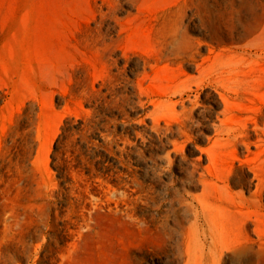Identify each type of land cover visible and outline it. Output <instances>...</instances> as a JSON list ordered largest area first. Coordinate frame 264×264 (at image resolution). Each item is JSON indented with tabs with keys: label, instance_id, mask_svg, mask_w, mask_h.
<instances>
[{
	"label": "rangeland",
	"instance_id": "rangeland-1",
	"mask_svg": "<svg viewBox=\"0 0 264 264\" xmlns=\"http://www.w3.org/2000/svg\"><path fill=\"white\" fill-rule=\"evenodd\" d=\"M0 264H264V0H0Z\"/></svg>",
	"mask_w": 264,
	"mask_h": 264
},
{
	"label": "trees",
	"instance_id": "trees-1",
	"mask_svg": "<svg viewBox=\"0 0 264 264\" xmlns=\"http://www.w3.org/2000/svg\"><path fill=\"white\" fill-rule=\"evenodd\" d=\"M72 121L73 119L64 123L61 133L54 142L53 152L51 155V166L55 170L59 171V175L68 170L69 160L65 157V154L66 151H69L76 160L75 164H73L75 168H78L82 164H93L99 172H109L110 167L105 165L106 161L112 160L117 164L119 162L118 159H114L113 157L109 158L108 153H105L103 149L97 150L96 146L92 142L93 133L87 134L89 129H92L93 131L97 129V121L93 118L86 119V121L85 119L79 118L76 120V124L71 125ZM73 137L74 139H72ZM82 138H84L85 141L81 142ZM99 141V145H101V139H99ZM30 142L31 141L28 140V144H26L24 148L25 150H22V154L28 150ZM57 154H59V158ZM82 158L84 161H82ZM59 160L61 162L57 163Z\"/></svg>",
	"mask_w": 264,
	"mask_h": 264
}]
</instances>
